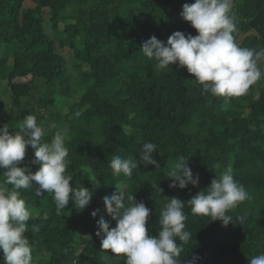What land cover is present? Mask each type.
Masks as SVG:
<instances>
[{"label":"trees","instance_id":"obj_1","mask_svg":"<svg viewBox=\"0 0 264 264\" xmlns=\"http://www.w3.org/2000/svg\"><path fill=\"white\" fill-rule=\"evenodd\" d=\"M185 3L194 0H0V124L14 135L32 114L47 128L44 142L58 126L66 127L65 174L73 176L72 187L79 182L92 193L84 210L70 201L58 215L52 193L19 190L30 212L24 235L31 264H124L122 256L101 249L96 235L101 216L116 226L106 214L105 196L117 187L126 206L132 195L143 201L150 209L146 227L155 236L166 198L187 201L228 167L250 198L227 214L245 219L223 227L186 206L193 238L183 246L181 264L193 255L197 264H250L264 253V78L240 96L215 97L186 68L158 70L140 51L152 36L166 44L176 31L198 35L180 15ZM231 14L235 42L264 48V0H233ZM58 47L71 57L57 53ZM258 67L264 69V62ZM64 101L66 112L59 107ZM145 142L157 145L153 158L160 168L141 165L130 177L115 175L112 156L138 159ZM180 155L189 157L199 176L196 187L169 188L168 172ZM33 159L29 146L25 166L35 172ZM0 185L11 188L3 180Z\"/></svg>","mask_w":264,"mask_h":264},{"label":"clouds","instance_id":"obj_2","mask_svg":"<svg viewBox=\"0 0 264 264\" xmlns=\"http://www.w3.org/2000/svg\"><path fill=\"white\" fill-rule=\"evenodd\" d=\"M232 6L233 0L185 3L180 15L198 35L176 31L168 37L166 44L152 36L142 43L140 51L156 61L158 70L172 65L186 68L204 93L215 97L240 96L264 78V69L258 67V63L264 62V48L240 47L235 42ZM9 127L8 124H0V169L4 170L0 180L11 186L9 189L0 185V251L5 264H31V246L24 235L30 212L20 198L19 190L32 188L37 196L52 193L58 215L70 201L77 210H84L92 193L79 182L75 187L70 185L73 176L65 174L68 150L62 132L57 131L50 142H44L45 130L32 114L24 117L14 135L10 134ZM29 146L34 153L30 163L39 166L35 172L31 167L18 166L24 161ZM156 149L155 143L145 142L138 159L113 155L109 166L115 175L129 177L141 165L160 168L153 158ZM188 158L180 155L173 162L167 176L171 180L169 188L185 189L189 185H198L199 176L194 177ZM157 189L162 192V189ZM249 198L245 187L234 179L233 169L228 167L221 174H215L210 185L189 200L166 198L167 203L159 214V231L153 236L146 227L150 209L143 201L137 202L134 195L128 198L126 206L125 192L116 187V191L103 199L106 214L116 222V226L111 227L101 216L97 221L96 235L101 238V249L122 256L124 264H181L183 246L193 238L192 233L186 230V206L192 214L211 217L227 227L230 222L244 221V216L234 219L227 213ZM91 215L96 217L97 211ZM198 259L193 255L187 264H197ZM250 264H264V253L251 258Z\"/></svg>","mask_w":264,"mask_h":264},{"label":"rangeland","instance_id":"obj_3","mask_svg":"<svg viewBox=\"0 0 264 264\" xmlns=\"http://www.w3.org/2000/svg\"><path fill=\"white\" fill-rule=\"evenodd\" d=\"M28 6H31V3H29V2H26L25 3V7H28ZM47 24H46V29L48 30V32L50 33L51 32V30H50V28H47ZM51 35H53V34H51ZM57 53H59V54H61V55H63L64 57H66V58H70L71 57V51L69 50V49H61V48H57ZM71 76H73V77H75L76 76V71L75 70H72L71 71ZM28 79V78H27ZM26 78H17L16 80H15V82L16 83H21V82H25L26 80H27ZM60 109H61V111L62 112H66L67 111V105H66V102L64 101L60 106ZM43 128V127H42ZM44 130H45V133L47 132V128H44ZM57 130L58 131H61L62 133H66V127H64V126H58L57 127ZM21 164L23 165V166H25L26 164H27V161L24 159V161H22L21 162ZM34 210H36V209H34ZM35 213H37V210L36 211H34ZM0 264H5L4 262H0Z\"/></svg>","mask_w":264,"mask_h":264}]
</instances>
